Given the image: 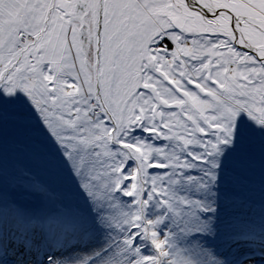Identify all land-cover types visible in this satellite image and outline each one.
<instances>
[{
  "label": "snow or ice",
  "instance_id": "obj_1",
  "mask_svg": "<svg viewBox=\"0 0 264 264\" xmlns=\"http://www.w3.org/2000/svg\"><path fill=\"white\" fill-rule=\"evenodd\" d=\"M0 264H264V0H0Z\"/></svg>",
  "mask_w": 264,
  "mask_h": 264
}]
</instances>
